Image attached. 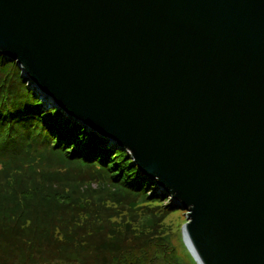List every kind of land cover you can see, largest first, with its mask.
Instances as JSON below:
<instances>
[{"label":"water","instance_id":"water-1","mask_svg":"<svg viewBox=\"0 0 264 264\" xmlns=\"http://www.w3.org/2000/svg\"><path fill=\"white\" fill-rule=\"evenodd\" d=\"M0 53L186 212L198 264H264V0H0Z\"/></svg>","mask_w":264,"mask_h":264},{"label":"trees","instance_id":"trees-1","mask_svg":"<svg viewBox=\"0 0 264 264\" xmlns=\"http://www.w3.org/2000/svg\"><path fill=\"white\" fill-rule=\"evenodd\" d=\"M31 88L0 53V264H187L164 225L176 202Z\"/></svg>","mask_w":264,"mask_h":264},{"label":"rangeland","instance_id":"rangeland-1","mask_svg":"<svg viewBox=\"0 0 264 264\" xmlns=\"http://www.w3.org/2000/svg\"><path fill=\"white\" fill-rule=\"evenodd\" d=\"M112 144L114 142L110 139ZM46 152V150L44 151ZM181 212L173 213L169 216L167 221L164 225H166L169 232L172 234L170 238V244L173 245L177 250L178 253H180V257L183 261H187V264H194L190 257L187 256L186 250H185V243L183 239V226L187 222V216L186 212L179 210Z\"/></svg>","mask_w":264,"mask_h":264},{"label":"bare ground","instance_id":"bare-ground-1","mask_svg":"<svg viewBox=\"0 0 264 264\" xmlns=\"http://www.w3.org/2000/svg\"><path fill=\"white\" fill-rule=\"evenodd\" d=\"M21 67V66H20ZM22 68V67H21ZM22 71H23V69H22ZM25 78H27L26 76H24ZM30 83H31V81H30ZM49 101H51V99L49 98ZM198 264V263H197Z\"/></svg>","mask_w":264,"mask_h":264}]
</instances>
